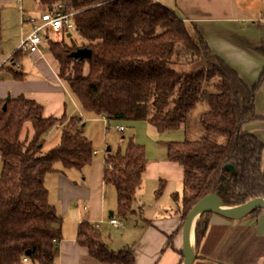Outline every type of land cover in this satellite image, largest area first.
Instances as JSON below:
<instances>
[{
    "label": "trees",
    "instance_id": "obj_1",
    "mask_svg": "<svg viewBox=\"0 0 264 264\" xmlns=\"http://www.w3.org/2000/svg\"><path fill=\"white\" fill-rule=\"evenodd\" d=\"M39 1L49 10L66 3V12L76 11V31L86 44L50 38L48 50L58 63V75L86 112L109 121L148 122L165 132L185 126L202 103L207 107L198 135L168 144L169 159L183 165L185 173L183 193L173 196L175 215L185 220L210 195L231 206L264 198V141L244 131L260 118L257 93L264 70L259 82L250 86L213 51L199 29L192 33L175 10L157 0ZM80 48L91 49V57L71 56ZM255 51L264 55V42ZM23 52L16 50L11 60L19 62ZM201 61L205 65L189 71L177 68ZM15 77L20 80L24 74L17 72ZM81 117H46L44 106L24 95L0 100V264H25L24 258L32 264L56 262L63 217L50 201L46 177L58 171L57 163L64 169L92 163L94 144L76 129ZM27 123L34 134L23 138ZM59 125H64L60 143L45 150L46 135ZM106 156L104 180L116 188L119 213L133 214L147 169L146 150L131 142L125 155L107 150ZM164 187L162 183L157 196ZM212 215L204 213L196 223L197 249ZM98 228L83 221L78 229V242L93 259L136 264L134 248L114 252ZM169 239L171 246L173 237Z\"/></svg>",
    "mask_w": 264,
    "mask_h": 264
},
{
    "label": "rangeland",
    "instance_id": "obj_2",
    "mask_svg": "<svg viewBox=\"0 0 264 264\" xmlns=\"http://www.w3.org/2000/svg\"><path fill=\"white\" fill-rule=\"evenodd\" d=\"M13 4H15L13 5L15 7L0 6V63L3 61L1 66L5 65L4 68L0 71V100H4L9 95H11L12 97L21 96L23 93L20 92H22V90L26 88L24 81L37 79L38 77H41L44 80L48 78L46 69L43 67H38L35 60L31 58V54L24 50L23 56L17 64H15L14 61H11L10 57L12 56V54L18 48H21V46L18 45L23 39L22 35H27L32 31V29L28 25H23L22 11L19 6L16 5L15 0ZM24 8L26 10V15L30 13L36 15V17L46 11L44 9L45 6L42 5L39 0H24ZM248 26L250 25L246 23L244 25H240V28H238V30L242 33V37L243 33L252 35L254 37L258 35V38L260 35L262 36V34H264V31L255 28L253 29V27ZM58 40L59 41L57 42L62 41L60 37L58 38ZM65 41L68 43H72V41H75L77 44H79V46H83L86 44L81 38L79 32L76 30L73 31L72 38L66 37ZM48 47L49 40H44L42 49L43 55L48 56L51 65L57 70L58 63L52 58ZM202 65H205L204 61H201L200 65L197 66H177V68L180 70L189 71ZM12 70L16 71L15 73L22 72L24 74V78L20 80L17 79L15 77V73H13ZM260 76L258 75V77L255 79L254 84H257L259 82ZM67 100L68 105H70V99L67 98ZM199 106L195 108V112L192 114L190 120V125L193 129L196 126V121L199 120V110H197ZM71 108H73L72 104ZM63 115L64 112L60 115L62 117H57L55 115L50 116H55L59 119H62ZM76 115H80V112L77 111ZM83 117L86 121V125L83 126L79 124L77 125V127L80 126L81 131L85 133V135L93 142L94 148L96 152H99V154L95 152L92 163L85 166L82 170H72V173L75 175V177L71 178L75 179L78 182V187L83 185H93L97 176L99 166L103 168L102 170L105 169L102 163L103 159L107 158V148L109 147L111 148L110 152H120L121 154L125 155L128 151L129 144L131 142H134L135 144L143 146L145 148L146 156L148 157L147 160H149V158L159 160L160 155L162 156L163 154H165V152H167L165 137L161 135H153L152 131H156L157 133L161 132L156 130V128L150 125L148 122H142L143 124H140L141 128L139 129H137V125H127L128 131L125 133H121L116 130V125L121 124V121L108 120L110 122V128L108 130V126H106L103 122L104 117L90 112H85L83 114ZM70 118L68 117L67 120L70 121ZM81 119V121H83L82 117ZM261 121H263V119ZM251 123L252 124L244 127V131L246 132L247 129H252L254 130V135H259L261 138H264L262 137V135L264 134V127H261L262 122L254 121ZM67 124L68 123H66L65 126H67ZM145 124H147L148 126H146ZM60 126L62 125L54 128L50 135H46V143L44 147L45 150H49V148L57 145V139L61 138L63 131V126L62 128H60ZM151 127H153L154 130ZM32 133L34 134L32 125L30 123H27L23 133V138H26L27 135L31 137L33 135ZM56 167L62 169V163H57ZM2 170L3 162L0 160V174L2 173ZM47 183V187L53 189L51 178H49ZM158 185L159 179L157 178L150 177L147 180L145 179L143 189L138 193L137 201L134 205L135 213L127 216L120 215L119 213L117 191L113 184H106L104 186V188L101 190V197H92L89 195L93 194L92 191L90 192L88 190H83L82 194L78 198V201H85L89 206V210L87 212H84L85 219L92 220V222H94L95 224L101 221L98 229L101 231L103 239L108 244L110 249L118 253L121 249L127 246L134 248L137 264H175L176 257L178 255L175 251V248H178V250L181 251L180 253H182L183 236L182 233H179L178 247L173 244L168 247L167 251L169 252L163 254L166 246L161 247L162 241L164 239L167 240V235L174 234L167 233L165 230L161 229L156 223V220L164 215L167 209L174 207V200L167 196V189H164L165 192L163 193V195L159 199H157L155 196V190L158 188ZM111 211H113L114 216L121 221V228H116L110 223V220L112 218V216H110ZM62 217V227L64 228L65 226H67L68 232H63L62 239L59 241L60 251L56 259L57 264H62L61 257L63 255V252L65 253V256H63L62 258L63 264H93L92 262H89L90 258H88V250L86 248L82 247L78 242V246H75L73 241L67 240V238L74 236V228L78 227V222L80 220L79 215L73 212V210L71 209L68 215ZM217 217L223 219L218 215L214 216V218ZM213 230L214 232L223 231V229L218 230L216 228H213ZM243 231H245V233H242ZM251 233V227H241L240 230H236V234L235 229L233 231V237L231 241L239 240L235 237L237 235L241 234L242 236L241 240L238 241L235 247H241L245 244L246 249L243 253L237 255L225 254V260H220V257L217 254H213L211 256L213 258H217L218 262L221 261L225 264H264V253L261 252H264V238L260 237L258 239L255 238L252 241H249L248 238ZM226 241V238H222L218 248H225ZM211 245L212 246H208L209 249L211 247L212 249L213 247H215L214 243H212ZM62 246L64 248H62ZM206 247L207 246L204 245L203 249L200 248L199 251L197 250V259L194 264H207L206 261L210 262L209 259H206V256L208 255L205 252L207 250ZM194 248L196 250V247ZM195 250L194 252L197 253ZM183 260V255L181 254V264H183ZM95 264L103 263L96 261Z\"/></svg>",
    "mask_w": 264,
    "mask_h": 264
},
{
    "label": "crops",
    "instance_id": "obj_3",
    "mask_svg": "<svg viewBox=\"0 0 264 264\" xmlns=\"http://www.w3.org/2000/svg\"><path fill=\"white\" fill-rule=\"evenodd\" d=\"M157 1L175 10L186 21L191 32L195 33L196 28L199 29L207 39L213 51L216 54H218L221 58H223L226 61V63H228L233 68H235L250 86L255 85L254 84L255 79L258 77V75L260 76L264 70V55L256 52L255 49L259 47L260 44H262V42H264V34H262V36L260 35L258 38V35L254 37L252 35L243 33V37H242V33L238 30V28H240V25H244L247 23L250 25L248 27H253V29L255 28L264 31V0H157ZM13 3L14 0H0V6L2 7H6V6L10 7L15 5ZM23 9H24L25 17H36V15L30 13L26 15L24 4H23ZM44 9L46 10L44 12L49 11V8L47 7H45ZM39 16H37V18ZM23 18L24 17L22 13V20ZM23 25H28L32 29L31 23L26 22L23 23ZM25 36L26 35H22L23 38ZM22 41L18 46L22 45ZM30 54H31L30 55L31 58L35 60L38 67H43L46 69L48 78L44 80L43 78L38 77L37 79L24 81L26 88H24V90H22V92L20 93H23L22 95L26 96L29 99H34L39 103H41L44 106V110H45L44 115L46 117L50 115L62 117L60 115L64 112V115L70 118L76 115V112L79 111L80 115L83 118L81 125L85 126L86 121L83 117V114L86 111L83 110L78 100L74 98L75 96L69 90L68 86L60 78V76L57 73L58 70H56L51 65L48 56H44L43 54L41 55L40 53H30ZM2 63L3 61L0 63V66ZM17 63L18 62H15V64ZM4 66L5 65H2L0 67V71L4 68ZM8 97L16 98L17 96L12 97L11 95H9ZM67 98L70 99L73 108H71V104L68 105ZM256 108H257V114L260 117L256 121L262 122L261 127H264V81L261 84L259 91L257 93ZM197 110H199L198 113L199 120L196 121L195 124L196 126L194 129L190 125V120H191L190 118L188 123L179 129L169 130L161 133L152 131L153 135L156 136L161 135L165 137V141L167 144V152H165V154H163L162 156L160 155L159 160L149 158L141 190L143 189L145 179L147 180L150 177H154L159 179L158 188L155 190V196L157 199H159L165 192L163 190L160 196H157L156 194L157 190L159 189L162 183L165 186L164 189L165 190L167 189V196H169L172 200H174L173 196L175 194L183 193L184 174H185L184 167L180 163L173 162L169 159L168 144L173 142H183L192 135H198L200 133L201 131L200 116L203 112L207 110V107L204 104H202L199 106ZM262 119L263 121H261ZM103 122L106 126H108L107 129L109 130L110 122L105 117L103 118ZM121 122L124 125H126L125 126L126 129L124 131H119L116 128V130H118L121 133H125L128 131L127 125H137V129H139L141 128L140 124H143L142 122L144 121L141 122L121 121ZM250 124L252 123H249L247 125ZM145 125L148 126L147 124ZM60 128H62V126H60ZM151 128L153 129V127ZM76 129H80V126H78ZM51 132L48 135H50ZM246 132L254 133V130L247 129ZM263 135L262 137H264ZM261 139L264 141V138ZM60 141L61 138L57 139V145L60 143ZM97 154H99L98 151ZM0 160L2 161L1 153H0ZM105 160L106 159H103V163H102L104 168H105ZM73 169L82 170L83 168L64 169L62 165V169L59 168L57 172H53L47 175L46 185L48 186L47 182L49 178H51L53 189L48 188L50 192V201L52 204L56 206L61 216L65 217L66 215H68L71 209L73 210V212L79 215L80 220L78 222V227L74 228V236L67 238V240L73 241L75 246H78L77 242H78L79 224L82 223L83 221L92 222V220L85 219L84 216V212H87L89 210V206L87 202L81 200L78 201V198L82 194L83 190H88L90 192L92 191L93 194L92 195L89 194L92 197H101L100 196L101 190L104 188L106 184L109 183H106L104 180L105 169L102 170L103 168L99 166L97 176L93 185H83L78 187L79 186L78 182L75 179L71 178V177H75V175L72 173ZM262 169L264 171V154H263ZM53 196H54V200H53ZM173 202H174V207L167 209L165 211V214L156 220V223L161 229L165 230L167 233L174 234V235H167L168 241L165 239L162 241L161 247L166 246V249L164 250L163 254L169 252L167 251L171 242L169 237L171 236L173 237V244H175V246L178 247V235L179 233L183 232L182 229H183L184 220L181 216L175 215L176 202L175 200ZM113 213H114L113 211L110 212L111 215ZM214 216H217V214H213L210 217V225L207 231V235L202 240V243L199 246V248L198 249L196 248V252H197V250L199 251L200 248L203 249L204 245L207 246L206 247L207 250L205 252L208 255L206 256V259L210 260V262L206 261L207 264H225L224 262L221 261L218 262L217 258H213L211 256L213 254H217L220 257V260H225L224 259L225 254L237 255L244 252V250L246 249L245 244L242 245L241 247H237V248L235 247L238 241L241 240L242 237L241 234L235 236L239 240L231 241L233 237L234 229L236 234V230H240L241 227L243 228L251 227L252 233L248 238L249 241H252L255 238L258 239L260 237L264 238L262 237L264 236V211H261L257 217H254L249 213L245 216V218L241 220H231L220 215L218 216L222 217L223 219L219 217L214 218ZM253 227L255 231L253 230ZM213 228H216L218 230L223 229V231L214 232ZM63 232H68L67 226H65L64 228L62 227V233ZM242 233H245V231H243ZM222 238H226L227 240L225 248L223 247L218 248ZM230 242H231V249H230ZM212 243H214L215 247H213V249L212 247L209 249L208 246H212L211 245ZM63 246L62 248H64ZM175 251L178 254V255L176 254L177 257L175 264H181L182 263L181 253L178 250V248H175ZM261 252L264 253L263 251ZM197 254L198 252L196 253L195 262L197 259ZM63 256H65L64 252L61 257L62 264H63L62 261ZM88 256H89L88 258H90L89 262L95 264L97 260L95 261V259H93L89 255V253ZM103 264H107V263H103ZM136 264H137V260H136Z\"/></svg>",
    "mask_w": 264,
    "mask_h": 264
},
{
    "label": "built area",
    "instance_id": "obj_4",
    "mask_svg": "<svg viewBox=\"0 0 264 264\" xmlns=\"http://www.w3.org/2000/svg\"><path fill=\"white\" fill-rule=\"evenodd\" d=\"M17 5L21 8L23 13V23H31L32 31L23 38L21 48L30 53H40L43 54V43L44 40H49L50 38L57 42L56 36L60 37L63 41L65 37L72 36L73 31L76 30L75 15L76 11L71 10L66 12V3L57 4L52 10L42 13L37 17H25L23 4L24 0H16ZM60 40V39H59ZM119 131H124L126 129L123 123L116 125ZM50 133V132H49ZM110 223L120 228L122 223L117 218H111ZM100 222L96 223V227H99ZM25 264H32L29 258H24ZM51 264H57L56 262Z\"/></svg>",
    "mask_w": 264,
    "mask_h": 264
},
{
    "label": "water",
    "instance_id": "obj_5",
    "mask_svg": "<svg viewBox=\"0 0 264 264\" xmlns=\"http://www.w3.org/2000/svg\"><path fill=\"white\" fill-rule=\"evenodd\" d=\"M71 36V35H70ZM92 54L91 49L89 48H80L76 50L71 56L77 59H86L90 58ZM11 97H8L7 100H10ZM6 109V105L4 106ZM111 148H108L110 151ZM261 210L264 211V198H257L245 202L240 205H227L225 204L217 195L207 196L205 199L198 202L189 212L187 218L183 223V246H182V255H183V264H194L196 253L194 238H195V227L198 219L204 213H212L223 216L231 220H241L245 216L253 211ZM193 230V247L191 249V235ZM196 251V250H195Z\"/></svg>",
    "mask_w": 264,
    "mask_h": 264
},
{
    "label": "bare ground",
    "instance_id": "obj_6",
    "mask_svg": "<svg viewBox=\"0 0 264 264\" xmlns=\"http://www.w3.org/2000/svg\"><path fill=\"white\" fill-rule=\"evenodd\" d=\"M58 36H56V40H58ZM193 247V230H192V235H191V249Z\"/></svg>",
    "mask_w": 264,
    "mask_h": 264
}]
</instances>
